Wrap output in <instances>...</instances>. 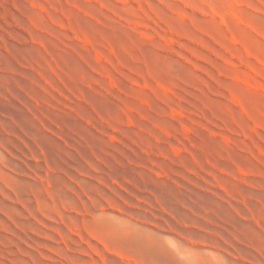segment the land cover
<instances>
[{"label": "rangeland", "instance_id": "obj_1", "mask_svg": "<svg viewBox=\"0 0 264 264\" xmlns=\"http://www.w3.org/2000/svg\"><path fill=\"white\" fill-rule=\"evenodd\" d=\"M0 264H264V0H0Z\"/></svg>", "mask_w": 264, "mask_h": 264}, {"label": "bare ground", "instance_id": "obj_2", "mask_svg": "<svg viewBox=\"0 0 264 264\" xmlns=\"http://www.w3.org/2000/svg\"><path fill=\"white\" fill-rule=\"evenodd\" d=\"M175 153V152H174Z\"/></svg>", "mask_w": 264, "mask_h": 264}]
</instances>
